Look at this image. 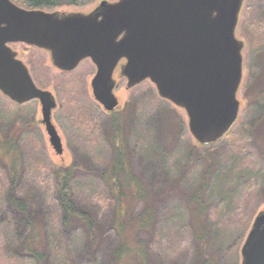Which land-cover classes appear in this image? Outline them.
<instances>
[{"label":"rangeland","instance_id":"obj_1","mask_svg":"<svg viewBox=\"0 0 264 264\" xmlns=\"http://www.w3.org/2000/svg\"><path fill=\"white\" fill-rule=\"evenodd\" d=\"M101 1L46 10L89 13ZM237 35L245 43L240 118L227 139L209 148L198 146L185 111L159 97L150 81L130 91L116 71L129 175L146 188L153 210L152 230L136 232L134 222L145 200L124 182L127 209L118 211L128 213L120 230L124 238L115 225L114 198L102 179L113 122L93 99L95 66L87 59L77 70L62 73L47 52L12 44L36 83L58 100L53 123L64 153L56 154L50 143L39 102L19 105L0 92V264H37L25 249L30 237L46 253L47 264H129L125 253L124 259L115 257L123 244L129 250L145 245L152 264H193L199 257L195 234L204 224L207 254L217 264H241L242 245L256 215L264 211V0H245ZM11 139L17 142L15 153ZM9 154L21 156L17 193L31 199V216L8 204ZM71 168L74 206L97 218L94 246L82 224L62 217L55 175ZM198 197L202 207L196 210Z\"/></svg>","mask_w":264,"mask_h":264},{"label":"water","instance_id":"obj_2","mask_svg":"<svg viewBox=\"0 0 264 264\" xmlns=\"http://www.w3.org/2000/svg\"><path fill=\"white\" fill-rule=\"evenodd\" d=\"M245 0H102L91 12L27 9L0 0V92L23 105L38 100L56 154L64 153L53 123L55 95L40 88L12 43L49 53L62 71L91 59L95 99L120 108L114 77L120 63L128 88L150 81L159 97L183 109L198 144L221 140L237 123L244 77V41L237 35ZM241 264H264V211L241 248Z\"/></svg>","mask_w":264,"mask_h":264},{"label":"trees","instance_id":"obj_3","mask_svg":"<svg viewBox=\"0 0 264 264\" xmlns=\"http://www.w3.org/2000/svg\"><path fill=\"white\" fill-rule=\"evenodd\" d=\"M16 4H18L21 7L27 8V9H54L57 8L63 4H69L74 6L79 5H85L91 2L92 0H13ZM244 8V7H243ZM243 11V10H242ZM241 18V16H240ZM93 109H95L92 106ZM109 116L112 117V128H111V139L109 140V163L106 166V169L103 172L102 179L103 181L108 184L109 191L114 198V202L112 204L115 206V210L118 211L124 206L127 209L126 206V193H125V186L124 182L127 184L131 190H133V195L137 196L138 198H143L145 200V207L143 212L138 216V218L134 222V229L136 232L141 231H150L152 230L153 225V210L152 207L147 201L146 198V188L143 187L141 182L136 179L135 176L129 175V169H128V156L129 152L127 149V146L125 144V122H124V113L117 109L113 113H108ZM82 120H85L84 117H81ZM86 126H88V122H84ZM236 126V125H235ZM224 136L219 142L224 141L227 139L234 127ZM95 129V127H94ZM11 142L12 152H16L18 150L17 142L15 139L9 140ZM218 142V143H219ZM198 144V143H197ZM214 144L210 145H201L198 144V146L203 148H209L212 147ZM21 156L9 154L8 158V174L10 179V186L7 191V200L8 204L11 205L18 213H22L26 216H31V199L28 198V196H20L17 193L18 185H19V175H20V165H21ZM73 168L71 169H65L60 170L56 173L55 177V183H56V192L58 195V199L62 208V217L66 223L70 222H77L82 224L86 230L87 233L90 236V242L91 245H95L97 243L98 235L96 232L97 227V218H94L93 215H91L88 212H83L79 209H77L72 201V195H71V177H72ZM126 179L130 181H126ZM200 198H197V201H195V207L197 210V207H202V205H199L197 202H200ZM192 209V208H191ZM193 212V210H191ZM201 210V209H200ZM116 215L115 219V225L116 227H119V233L121 229H124L127 225L126 218L127 214L125 215ZM95 216V215H94ZM199 218V217H198ZM193 220V218H192ZM201 229L200 227L197 229L195 234V241L197 242L196 250L198 252V259L195 260L193 264H217L216 259L213 257H210L209 254H207V244H208V234L206 231L205 224ZM200 230V231H199ZM122 238H124V235L121 233ZM26 252L29 253L31 256L34 257L37 264H47V255L45 252L41 251V248L35 244V240L30 237L25 246ZM124 253L127 255L126 261L129 264H152L151 260H149V253H147V248H145V245H143L139 249H127L125 247V244H123L116 252L115 257L119 260L124 259ZM130 256V257H128ZM195 258V255L193 256ZM162 260V259H161ZM163 264H177L175 262H166L165 260H162ZM162 264V263H161Z\"/></svg>","mask_w":264,"mask_h":264},{"label":"flooded vegetation","instance_id":"obj_4","mask_svg":"<svg viewBox=\"0 0 264 264\" xmlns=\"http://www.w3.org/2000/svg\"><path fill=\"white\" fill-rule=\"evenodd\" d=\"M12 44H18V43H12ZM11 44V45H12ZM23 44H25V43H23ZM245 44V43H244ZM27 45V44H26ZM30 46V45H29ZM39 49V48H38ZM244 49H245V47H244ZM44 51V50H43ZM46 52V51H45ZM48 53V52H47ZM49 54V53H48ZM50 56V55H49ZM87 60V59H86ZM88 60H90L91 62H92V60L91 59H88ZM85 61V60H84ZM83 62V61H82ZM82 62L80 63V65L82 64ZM92 64L95 66V68H96V71H95V73H94V76H93V78L95 77V75H96V73H97V67H96V65L92 62ZM123 64V61L120 63V65H119V69H120V73H121V65ZM80 65L75 69V70H77L79 67H80ZM54 66V65H53ZM55 67V66H54ZM56 68V67H55ZM57 70H59L58 68H56ZM75 70H73V71H75ZM118 70V69H117ZM116 70V71H117ZM60 72H62V73H71V72H73V71H62V70H59ZM116 73V72H115ZM114 76H115V74H114ZM93 78H92V80H93ZM121 78H123V79H125L126 80V82H127V79L125 78V77H121ZM92 80H91V88H92ZM243 80H244V77H243ZM34 81H35V79H34ZM148 81V80H147ZM36 82V81H35ZM145 82V81H144ZM143 83V82H142ZM141 83V84H142ZM37 84V83H36ZM242 84H243V82H242ZM38 85V84H37ZM140 85V84H139ZM139 85H137V86H135V87H133V88H128V86H127V83H126V88L128 89V90H134L136 87H138ZM39 86V85H38ZM242 86V85H241ZM40 87V86H39ZM41 88V87H40ZM42 89H44V88H42ZM116 89H117V86H116ZM116 89H115V93H116ZM44 90H48V89H44ZM92 95H93V99H94V101L95 102H98L96 99H95V97H94V93H93V88H92ZM117 96V95H116ZM11 100V99H10ZM119 100V99H118ZM12 101V100H11ZM34 101H37V102H39L38 100H34ZM12 102H14V101H12ZM32 102V101H31ZM57 102H58V100H57ZM241 112V111H240ZM239 118H240V116H239ZM238 121H239V119H238ZM237 121V122H238ZM237 124V123H236ZM219 142V141H218ZM218 142H216V143H218Z\"/></svg>","mask_w":264,"mask_h":264}]
</instances>
